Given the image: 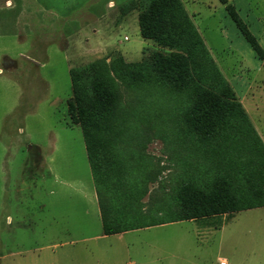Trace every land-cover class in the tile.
Wrapping results in <instances>:
<instances>
[{"label": "rangeland", "instance_id": "374dc122", "mask_svg": "<svg viewBox=\"0 0 264 264\" xmlns=\"http://www.w3.org/2000/svg\"><path fill=\"white\" fill-rule=\"evenodd\" d=\"M139 1L130 0L123 6L139 10ZM180 2L202 39L194 56L187 58L193 84H200L202 71L206 72L201 68L207 69L209 84L217 86L214 99L223 97L226 107L241 120L226 125L219 136L198 130L199 136L194 131L200 115L215 119L225 107L220 110L210 103L196 107V97H205L199 94L201 90L197 96L192 89L175 92L166 78L157 87L149 83L130 87L113 74L121 119L109 125L107 152L118 153L121 159L129 154L125 166L129 165L133 180L147 181V220L155 222L170 216L171 198L174 205L178 194L180 199L192 198L202 186L214 183L222 198L233 195L234 189L243 200L251 193L246 200H256L257 191L252 190L264 188V173L259 177L264 168L263 143L251 121L263 128L264 0ZM102 4L100 0H0V81L11 77L5 68H17L12 76L27 85L23 95L16 97L0 83V128L3 125L4 130L0 133V264H221V260L264 264V208L244 210L229 219L222 213L99 239L100 244L111 243L106 248L97 247L94 240L81 241L100 230L102 221L96 212H86L87 203L79 196L82 192H66L68 185L60 182L76 178L93 185L81 127L72 124L68 112L73 95L71 68H105L114 63L123 69L124 63L141 62L153 67L155 53L174 51L143 39L134 28L125 30L121 43L116 40L113 46L98 45L100 40L85 35L80 44L65 42L62 30L76 28L72 15L84 11L82 20L89 21L93 14L88 7ZM229 7L256 38L259 50L253 48ZM65 15L67 22L71 20L67 26ZM125 35L130 41L124 40ZM131 44H136L130 46L132 54L124 56L125 47ZM7 56L12 63L6 62ZM81 79L88 83L85 73ZM223 80L234 99L222 89ZM209 84L203 85L207 88ZM15 99L19 107L1 122ZM235 104L243 107L252 129ZM216 120L218 127L219 117ZM71 132L77 137L70 136L74 135ZM35 144L43 146V158L33 148ZM162 199L165 209L150 207ZM123 243L132 244L131 249L125 250Z\"/></svg>", "mask_w": 264, "mask_h": 264}, {"label": "trees", "instance_id": "16d2710c", "mask_svg": "<svg viewBox=\"0 0 264 264\" xmlns=\"http://www.w3.org/2000/svg\"><path fill=\"white\" fill-rule=\"evenodd\" d=\"M225 2H227V0H225ZM136 5H138L140 10L139 21L142 36L145 39L155 40L160 45L172 48L174 50L173 52L155 53L154 59L152 60L153 67L149 63L147 64V62H141L136 64L124 63L123 69L120 65L118 66L114 63H112L110 67L105 68H98L92 65L89 68L71 69L73 95L68 100L69 116L73 123L79 124L84 131L88 144L89 156L94 167L96 169L98 168L99 171H109V173L113 170L107 168L110 162H105L103 160L104 155L113 153L107 152L108 148L110 150V140L107 138V132L111 129L109 125L112 124V122H116L118 117L119 120L121 119V112L116 111L118 91L117 81L113 76L115 73H117L123 79L124 83L130 87L131 85L139 87L142 83L146 86L147 83L154 84L152 87H157V85L162 81L164 82V78H166L169 82L168 87L171 86L176 89L175 92H183L184 90L187 91L188 89H192L194 91L196 90L197 96L198 92L201 90L199 94L203 92L205 97H196V107H201L209 103L211 106L219 107L220 110L225 107V109H223V111L221 110L219 112L220 114H218L219 128L217 127L218 122L216 120L218 117L211 119L210 114H201L199 118L200 125L199 127L197 126V130L195 129V133H198V130H200L207 135L219 136L220 131H223L226 125L229 124L232 126L235 121L239 122V120H241L240 116H238L239 114L232 113L229 106L226 107V100H224L223 97L219 96L220 98L214 99V92L217 86L209 84L208 81L211 79V74L207 69L201 68L206 72L202 71V78L204 79L199 82L200 84H193L191 72L188 70L187 58L194 56V52L202 45V39L196 32L180 0H140ZM229 8L233 19H235L238 26L246 32V37L253 48L256 51L259 50L256 38L248 31L246 25L242 22L234 8ZM83 73L87 76V84L81 79ZM188 78L189 80L185 83L184 81ZM207 83L210 86L205 88L203 84L207 85ZM222 83L225 84V86H222V89L225 90L226 95L234 99V92L224 83V80ZM171 87L169 89L173 90ZM205 89H208L207 92ZM228 90L233 95L227 92ZM235 105L238 106L239 111L242 113L243 116L241 117L247 121V115L243 107L240 104V106L238 104ZM203 117L205 121H203ZM208 122H210L208 127L211 128V132H209V128H203ZM247 123L252 129V125L248 121ZM262 148L264 151L263 144ZM94 160H96V165ZM263 173L264 168L262 171L260 170V178ZM223 183L232 186L225 180H223ZM215 186L214 183L212 187L202 186L201 191L199 193H194L192 198H185L184 196L180 199L178 194L177 198L174 199V205L172 198L170 199V216L162 217L159 221L156 220V222L147 220L146 217V225L197 219L222 213L231 214L247 208L264 206V188L258 185L256 189L252 190L257 191V199H249L250 201L246 199L252 197V193L249 197L246 196L247 194L244 195V197H246L245 200H243L234 192V189L231 190L233 195L230 192L231 196L224 193L225 195H223L222 198L221 195L216 192L217 190H214ZM199 198H201L202 203ZM225 201L227 202L225 203ZM228 204H231L229 208L227 206ZM158 205L164 208L163 199L157 200L156 202L154 201L150 207L155 208ZM172 207H175V209H172ZM191 209H194L193 213H190ZM103 220L105 234L118 233L133 227L129 221L118 217L104 216Z\"/></svg>", "mask_w": 264, "mask_h": 264}, {"label": "crops", "instance_id": "0c3cea01", "mask_svg": "<svg viewBox=\"0 0 264 264\" xmlns=\"http://www.w3.org/2000/svg\"><path fill=\"white\" fill-rule=\"evenodd\" d=\"M103 2L102 5L100 6H90L88 7V12L93 14V17L89 19V21H84L83 15L84 11H81L79 13H75L72 15L70 19H73V23L75 24L76 28H70L69 30L64 28L62 30V36L64 37V41H74L75 44L81 42L83 35L86 36V38H91L95 40H100L98 43L99 44H105L107 46L112 45L113 42L118 40V42L121 43L120 37L121 34L127 30L128 28L130 29H135L139 31V34L143 39H145L142 34H141V27H140V21H139V15H140V10H136L133 8H127L126 6H123L126 2L130 0H100ZM92 9H94V13H92ZM99 10V13H96L95 11ZM91 11V12H90ZM87 12V13H88ZM88 17V16H87ZM62 18L65 19L64 25L67 26L68 23H70L71 20L66 21L69 19V16L65 15ZM83 22H86L88 27H83ZM45 24V23H43ZM89 28H92V30H87ZM84 30V31H83ZM44 38V37H43ZM103 38V39H102ZM125 41H130V38L125 35L124 36ZM146 40V39H145ZM106 42V43H105ZM130 46L136 47V44H131L125 47L124 52L122 53L124 56H127V54L131 53V48ZM132 54V53H131ZM12 59L7 56L6 62L12 63ZM8 74H10L11 77H6L1 79L0 83L3 88H6L8 91L12 90L14 94H16V97H19L23 95L22 90L25 86H27L25 83L21 82L18 79H15V77L12 76V70H15L17 68H5ZM72 69V68H71ZM3 72V68H0V75ZM255 85L253 84V87ZM20 105V104H19ZM16 107H19L17 104L16 99L12 102L10 101V104L8 105V108L5 109L6 111L4 112V116L1 118V122L6 118H8L13 111L15 110ZM251 119V117H250ZM252 123L255 126V131L257 133L258 138L260 141L264 144V123H262V127H260L252 118ZM75 125V123H72ZM79 125V124H76ZM80 126V125H79ZM81 127V126H80ZM82 132L81 136L83 137L84 141V148H85V157L88 158L89 161V167H90V173L92 176L93 180V185L85 184L83 180L81 179H61L60 182L63 185H68L64 188V190L67 192V190H72V194L74 192H82L81 196L84 201H86L87 206L86 207V212L88 213L89 210L96 212L98 217L101 218L102 221V228L96 229L95 233L90 236H84L81 237L83 242L87 241H96L94 242L95 245L98 247L100 243H98L99 239H104L108 236L111 235H120L124 236L127 233L135 230H139L142 228H149L157 225H163L167 223H161V224H153V225H146V217H147V206L146 203L148 204V201L145 200L148 192H147V181L142 180L138 181L136 179H132L129 176V171L130 167L127 165V168L125 166V162H127V159L129 160V154L123 155V159L120 158L118 153H111V154H106L104 155V161L105 162H110L107 165L108 169H113L110 171H99V169L95 168L94 165L92 164V161L89 156V151H88V144L85 138L84 131L81 127ZM3 125L0 128V133L2 134L3 132ZM74 135H70L72 137H77L75 132H71ZM59 134H56L55 137H58ZM79 138V136H78ZM65 143V142H64ZM121 143V149L122 148V143ZM42 145L35 144L36 153H39L42 158ZM32 148V149H33ZM127 157V158H126ZM43 160V159H42ZM125 161V162H124ZM95 165H96V160H94ZM105 176H104V175ZM58 180V179H56ZM137 181V182H136ZM78 186L81 188L79 189ZM56 192L55 189H52L50 193L54 194ZM59 192V191H58ZM71 193V192H70ZM90 206V207H89ZM94 208V209H93ZM253 208H264V206H257V207H252V208H247L243 209L240 211H236L231 214H224L226 219L230 218L234 214L248 210V209H253ZM230 215V216H229ZM104 216L108 217H118L120 219H125L130 222V224L133 225L130 229L123 230L118 233H113V234H105L104 233ZM192 221L194 219H191ZM173 222H179V221H173ZM172 223V222H169ZM111 243H105L102 242L100 244L101 247L106 248L109 246ZM123 246L125 247V250H130L132 247V244L130 243H123ZM136 261L133 260L132 263H135Z\"/></svg>", "mask_w": 264, "mask_h": 264}, {"label": "built area", "instance_id": "2783aa9c", "mask_svg": "<svg viewBox=\"0 0 264 264\" xmlns=\"http://www.w3.org/2000/svg\"><path fill=\"white\" fill-rule=\"evenodd\" d=\"M220 263L221 264H226V261L225 260H221Z\"/></svg>", "mask_w": 264, "mask_h": 264}]
</instances>
